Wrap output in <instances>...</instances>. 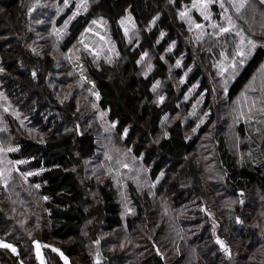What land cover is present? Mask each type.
<instances>
[{"label": "rangeland", "instance_id": "374dc122", "mask_svg": "<svg viewBox=\"0 0 264 264\" xmlns=\"http://www.w3.org/2000/svg\"><path fill=\"white\" fill-rule=\"evenodd\" d=\"M22 4L28 21V48L47 65L44 69L46 83L54 88L59 107L53 104L45 112H31L26 100L7 91L1 77L3 66L0 64V203L1 209L10 213L7 215L10 217L9 221L0 225V231L11 234L14 228L11 227L12 213L14 216L20 214L16 211L17 201L9 197L11 194L14 193L17 198L18 194L24 193L32 204L39 205L40 199L45 200L44 196L38 194L39 185L29 180L33 174H39L40 169L29 167V159L14 158L12 155L19 149V139L43 141L63 134L79 135L88 132L94 137L95 152L92 157L83 159L75 168L76 173L82 183L88 186V197L93 202H98L99 198L96 191H92L93 187H89L90 184H104L115 190L122 225L128 217L135 215L137 201H140L149 211L158 209V215L161 212L167 218V221H163L166 233L171 234L178 228L177 239H195L197 242L200 238L203 241L210 238L228 258L242 253L238 247L232 249L226 243L217 209L220 205L232 208L239 206L249 216L250 211L248 207L246 209L248 194L244 196L241 189L234 191L229 187V175L218 160L217 144L221 136L238 165L247 163V160L254 162L258 159L264 163V59L239 93L233 98L228 97L229 86L248 59L257 47L264 48V0H191L184 3L177 10L176 16L180 22L178 34L185 50L178 56L175 55L170 63L168 56L173 54L176 45L174 40L161 53L158 54L153 47H149L137 59L138 72L142 75L153 71L157 56L167 66L165 77L158 78L151 86V104L170 105L166 100L171 97L173 108L161 117L159 130L151 139L158 140L166 136L167 127L176 120L181 122L187 138L198 136L194 153L189 157L199 163L201 176L210 186L211 193L208 195L213 194L218 200L219 205L215 208L206 198L199 196L182 199L186 197L185 194L174 198L163 194L166 170H161L155 179H151V167L143 162V153L135 155L134 143H125L128 127L118 132L116 121H111L108 110L100 107V92L95 80L88 74L86 60L93 67L106 68L111 79L116 76L124 60V55L112 36L109 20L100 14L92 17L73 46L64 51L60 47L68 34L67 26L76 15L86 13L91 2L22 0ZM68 6L72 7L69 15L58 25L57 17ZM158 17L159 15L142 26L126 10L117 20L126 45H130V49L136 48L143 32L150 29ZM164 33H159L155 44L162 39ZM187 57L190 63L185 65ZM196 67L201 69V76L181 93V86ZM202 78L207 86L203 89L200 88ZM210 118L207 129L200 132ZM251 195L264 204L262 190L252 189ZM13 203L15 207L12 206ZM25 219L24 217L23 220ZM255 219H258V225L264 229V209L253 211L246 226H255ZM150 221L152 226L149 227L152 230L161 223H156L154 217H150ZM235 222L239 229L245 225L241 216H237ZM96 224L99 231L94 233V238L88 240L87 244L93 247L89 254L95 262H99L103 259L100 242L104 238H114L115 234L123 231V227L107 231L101 225V219L95 215L86 222L83 234L87 235L89 229L95 230ZM139 232L146 236L144 230ZM146 239L148 244L155 242L153 235ZM138 241L140 243H136L137 246H145L144 240ZM130 243L131 241L128 242ZM126 244L125 242L124 249L116 246L125 250L128 247ZM53 247L61 252L59 248ZM0 248L18 254L17 247L3 238H0ZM192 248L188 246L186 254L188 256L189 253V256L184 259L183 264H191L192 256L198 255ZM33 249L38 264H46L39 243L35 242ZM158 253L164 258H173L182 251L170 244L167 249L158 248ZM60 255L64 264H71L64 253Z\"/></svg>", "mask_w": 264, "mask_h": 264}, {"label": "trees", "instance_id": "16d2710c", "mask_svg": "<svg viewBox=\"0 0 264 264\" xmlns=\"http://www.w3.org/2000/svg\"><path fill=\"white\" fill-rule=\"evenodd\" d=\"M89 1L91 4L88 11L76 15L70 21L67 26L68 34L60 48L64 51L71 48L95 15L100 14L109 20L112 36L119 51L124 55V60L112 79L109 78L106 68L93 67L86 60L88 74L95 80L100 92V107L108 110L111 121H116L118 132L128 127L125 143L127 145L134 143L135 155L143 153V162L151 167L149 173L151 179H155L161 170H166L167 175L163 178L166 184L162 190L163 194L171 195L173 198L185 194L186 197L182 199L199 196L202 199L206 198L215 208L219 205L218 200L213 194L208 195L211 193L210 186L201 176L199 163L189 157L194 153L198 136L187 138L181 122L176 120L167 127L166 136L158 140L151 139L159 130L161 117L173 108L171 97H167L166 100L170 105L151 104V86L158 78L165 77L166 64L157 56L153 71L147 75L139 74L137 67L139 55L149 47H153L159 54L176 40L173 54L168 56L170 63L173 62L175 55L178 56L185 50L178 34L177 28L180 22L176 13L184 3H189L191 0ZM62 2L63 0H60V3ZM71 8L66 7L57 17L58 25L69 15ZM126 10L130 11L137 24L142 26L159 15L156 23L143 32L141 41L134 49L126 45L117 22ZM27 22L22 0H0V64L3 66L1 74L3 83L11 95L15 93L26 100L31 112L39 113L45 112L53 104L57 106L58 104L54 88L46 83L47 78L44 76L47 65L44 60L35 57L28 48ZM161 31H164L165 35L155 44ZM263 59L264 48L259 46L229 86V98L239 93ZM189 63L187 57L185 65ZM201 74V69L196 67L189 74L186 83L181 86V93ZM206 87L205 79L202 78L200 88ZM210 122L211 118L201 127L200 132L206 130ZM95 146L94 137L88 132L79 135L63 134L43 141L31 138L19 139V149L12 155L14 158L29 159V167L40 169V173L33 174L29 180L39 185L38 194L44 196L45 200L40 199L38 205L32 204L24 193L18 194L17 198L14 197V193L9 196L17 201L16 211L20 214L14 216L12 213L14 218H11L13 221L11 227L14 228L11 234L0 231V238L13 243L17 247L18 254L0 248V264H38L33 249L35 242L39 243L46 264H64L61 253L68 257L71 264H183L184 259L189 256V253L188 256L186 254L188 246L193 247L192 249L198 254L192 256L191 264H264V229L258 225L260 224L257 223L258 219H255V226H246L251 220L253 211L264 209V204L260 200L250 196L252 189L262 190L264 196V163L259 159L254 162L247 160V163L243 161L241 165L236 164L224 139L219 136L217 156L229 175V187L234 191L241 189L244 196L248 194L246 209L248 207L250 211V215L247 216L243 213L244 209L239 206L232 208L220 205L217 209L220 213L218 221L225 232L226 243L230 244L232 249L238 247V250L242 251L228 258L219 245L210 238L204 241L200 238L197 242L195 239L179 240L178 228H175L171 234L166 233L163 230V221H167V218L162 216L161 212L158 215V209L149 211L140 201H137L135 215L128 217L122 225V215L115 190L104 184L97 186L90 184L89 187H93L92 191H96L99 198L98 202H93L88 197V186L82 183L75 168L83 159L93 156ZM7 198L8 196L4 200ZM12 206L15 207V204L13 203ZM7 215L10 213L1 209L0 203V225L9 221L10 217ZM95 215H98L101 225L107 231L123 227V231L120 230L122 232L115 234L114 238H104L100 242L103 259L99 262H95L91 257L89 251L93 247L87 244L88 240L94 238V233L99 231L98 224L95 225V230L89 229L87 235L83 234L86 222ZM237 216L245 220V225H242L241 229L235 222ZM150 217H154L156 223L161 222L155 230L149 227L152 226ZM140 230H144L146 236H142ZM152 235L155 242L148 244L146 238ZM123 237L126 241L122 239ZM138 240H144L145 246H137L136 243H140ZM125 242L128 247L123 250ZM170 244L177 250L179 248L182 253L173 258H164L158 253V248L167 249ZM53 246L59 248L61 252L55 250Z\"/></svg>", "mask_w": 264, "mask_h": 264}]
</instances>
